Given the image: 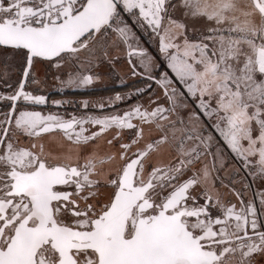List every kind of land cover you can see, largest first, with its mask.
Wrapping results in <instances>:
<instances>
[{
  "label": "snow or ice",
  "instance_id": "6c2138e0",
  "mask_svg": "<svg viewBox=\"0 0 264 264\" xmlns=\"http://www.w3.org/2000/svg\"><path fill=\"white\" fill-rule=\"evenodd\" d=\"M134 25L158 41L168 107L65 118L24 106L46 103L26 90L40 83L35 63L71 64L62 84L89 86L97 77L80 66L93 63L96 45L107 57L109 40L148 74L153 58L133 47ZM0 49L24 60L15 87L12 66L0 65L11 89L0 90V264H264V0H0ZM189 99L176 157L154 164L170 143L159 121L175 114L183 124ZM152 124L160 135L145 141ZM109 130L118 153L85 152ZM124 130L134 132L128 142ZM54 133L66 148L46 145ZM224 150L261 182L252 200L243 195L251 184L233 190L236 202L208 186L202 162L211 155L214 168Z\"/></svg>",
  "mask_w": 264,
  "mask_h": 264
},
{
  "label": "rangeland",
  "instance_id": "374dc122",
  "mask_svg": "<svg viewBox=\"0 0 264 264\" xmlns=\"http://www.w3.org/2000/svg\"><path fill=\"white\" fill-rule=\"evenodd\" d=\"M125 16L127 17L128 14H125ZM129 22H132V18L130 17ZM132 30L135 33L136 37V39L132 41L133 47L145 49L153 58L151 63V71L147 75H151L154 77L157 73V77L161 78L165 72H170V70L167 69L165 66L166 62L164 61V58L160 55L158 51V41L152 35H150V32L145 31V29L141 28L139 25H134ZM94 47L95 55L93 58V63L83 64L80 66V71L82 73L92 74L94 77H97V79L94 80V83L92 85L85 87H69L66 84H62V81H66L68 79L69 72L75 73L77 70L71 64H65L62 67L57 68L53 64H50L48 62H37L34 64L33 67V75L38 81H40V83L38 85L29 83L26 86V90L35 91L38 93H45L48 90L60 92L80 90L83 92L96 91L99 93H105V91L109 87L110 90L108 92L117 94L118 92L123 93V91H120L122 90L121 88L128 87V84L140 81L141 77L136 74H133V63L135 64L136 68L140 69L143 73L144 69L140 66L139 58L135 56L131 58L132 64H128L126 54L127 51L125 45L119 44L118 46H113L112 41L109 40L106 46L107 57H105L104 48L99 45H96ZM112 60H114V62H109ZM5 62L12 66V74L8 78V82L11 83L13 87H15L16 83L21 78L24 60L21 56H13V54H11L10 52H5L4 50L0 49V65H3ZM146 82V85L133 86L130 89H126L125 92L129 91L131 93L130 95H122L120 93V97L122 98L120 100L115 99L117 95H114L115 97L109 100L108 98H105L102 94H99L97 96H90L88 100L85 99L81 101L79 98V106L84 109H96L97 107H100V105H104V107H119L120 105H122L123 107V105L126 106L129 101L137 99L136 103L133 106L139 105L142 108H146L149 110L155 108L157 104L168 107L169 105L164 95V88L161 85H157L155 88L153 87V83H151L152 81ZM176 84L178 87H182L178 85V82H176ZM0 87H2V85H0ZM150 88H152V90H150ZM2 89L8 92L11 91V89L3 87ZM184 102L188 104V108L179 109V113L184 119L183 124L178 122L173 123L177 120V116L175 114L170 116L169 121L159 122L164 124V131L169 135V137L170 134H174L176 137L174 140L172 138H169L170 143L164 145V147H167V151L170 152V155L174 156H176L177 154L173 146L176 145L179 141V138L184 135L186 130L185 128L190 127L187 114L189 111H191L193 107V102L190 99ZM85 104H87V107L84 106ZM152 125L155 128V132L153 136L151 135V133H148L147 138L149 136L157 137L160 135L159 130L156 128V124ZM184 125H186L185 128L183 127ZM178 129L180 130L179 132ZM212 131V129H208V132ZM216 136H218V134H214L213 145H215L216 143ZM109 149H111V147L105 146L103 148V150ZM215 151L216 148L213 147V152ZM230 156L231 154L229 153V151L224 150L223 156L216 157L214 161L217 172L221 173L225 177V179H228V177L235 175L236 173V175H238L239 173V168L235 165V163L232 162ZM209 159L211 161L214 158L213 156L209 155ZM237 164L240 166V163ZM200 166L201 165H197V167ZM253 178L256 183H260L258 179H256L255 177Z\"/></svg>",
  "mask_w": 264,
  "mask_h": 264
},
{
  "label": "flooded vegetation",
  "instance_id": "af4514ba",
  "mask_svg": "<svg viewBox=\"0 0 264 264\" xmlns=\"http://www.w3.org/2000/svg\"><path fill=\"white\" fill-rule=\"evenodd\" d=\"M126 51H128L127 47H126ZM127 54V52H126ZM127 61H128V64L129 63V57L127 55ZM161 69V68H160ZM159 74V73H158ZM136 75L140 76L141 79L140 81H137L135 83H130L128 85H131V84H135V85H146L147 82L146 81H152L151 83H153V87L156 88V86L160 85L157 81L160 79V77L158 78L157 77V73L155 74L154 78L153 79H148V75L147 74H144L140 69H137L136 68ZM0 90L4 91L2 89V87H0ZM97 90V89H96ZM110 89L109 87L107 88V90L105 91V93H99V92H94L92 93V95L90 96H97L99 94H102L105 98H108L109 100H111L112 98H114L115 96L114 95H130L131 93L129 91L125 92L123 91L122 92H118L117 94L116 93H112V92H108ZM150 90H152V88H150ZM30 91V90H28ZM79 91L80 90H76V91H64V92H60V91H52V90H48L46 91L45 93H38V92H35V94H40V95H44L46 97V103L44 105H24L25 107H27L29 110H36V111H41L42 113L44 114H59L65 118L69 117V116H72V115H75L77 117H80V116H87V115H91V116H106V115H112V114H122L123 112L127 111V110H130L131 106H133L135 103H136V100H132V101H129L126 106L123 105H120L119 107H109V106H105L103 108H100V107H97L96 109L95 108H90V109H84L82 107L79 106L80 104V100H85V99H89V95L88 96H79ZM4 92H8V91H4ZM151 92V91H150ZM149 92V93H150ZM121 93V94H120ZM148 95V94H147ZM80 98V100H79ZM139 100V99H138ZM0 110H6L4 108L3 105H0ZM114 130H109L108 132L104 133L103 135H101L95 142L94 144L98 145H102V144H105L107 146H111L108 144V140H105L103 139L104 136L106 135H111L113 136L112 132ZM123 137H124V141L125 142H128L129 138L131 136L134 135V132L132 130H124V132L122 133ZM45 143L46 145H50V144H64L65 145V148L68 146L67 145V142L63 139L62 135H60L59 133H54L50 136H46L45 137ZM94 144H91V145H94ZM114 147H119V144L116 143L114 141ZM231 159H232V162L235 163V165L239 168V173L238 175H232L230 176V178L228 179H225L224 176L221 174V173H218L216 168L214 167V170H215V173H216V176H217V183H216V187L217 188H226V189H229L233 192L234 194V191H242L244 190V186L245 184H251L252 187L251 188H248V190H250L252 193L256 192V184H254V182H252V179H251V176H245V172L244 170H242L240 168V166L237 164L239 163L232 155L230 156ZM83 161L81 160V163ZM212 164H213V159H212ZM106 165V164H105ZM108 191H110L109 189H100L99 190V198L101 200L105 199L106 196H107V193ZM235 195V194H234ZM235 199L237 201V198L235 196Z\"/></svg>",
  "mask_w": 264,
  "mask_h": 264
},
{
  "label": "crops",
  "instance_id": "0c3cea01",
  "mask_svg": "<svg viewBox=\"0 0 264 264\" xmlns=\"http://www.w3.org/2000/svg\"><path fill=\"white\" fill-rule=\"evenodd\" d=\"M133 122L135 123L136 121H133ZM161 122H163V121H161ZM183 127L185 128L186 125H184ZM171 131H173V130H171ZM179 131L180 130L178 129V132ZM154 132H155V128H154L153 125H151L150 127L145 126V141H147V139L149 138V137L147 138L148 133L149 134L151 133V135L153 136ZM112 133H113L112 135H114V131ZM112 137L113 136H111V135L108 134V135L104 136L103 139L106 142L107 139L110 140V139H112ZM168 137H169V135H168ZM169 138H172L174 140L176 137H175L174 134H170V137ZM180 138H179V140H180ZM123 142H125V141H123ZM105 146H107V145H105V144H102V145H100V144H98V145H96V144L91 145L90 144L89 147L87 149H85V152H88V151L90 152L92 149H95L96 152L99 155H101V156L106 155V154L118 153L119 147L117 148V147H114V146L111 145V146H108V147H111V149H109V150H103V148ZM175 157L176 156H174V155H170V152L167 151V147L166 146L165 147L163 146L162 149L158 153H154L151 156V160H152V162L154 164L161 165V164H168L170 161L174 160ZM211 161L209 159V156L207 157V159H205L203 161V163H207L209 165V167L211 168V174H210V176L208 178V186L212 189L213 192H217L218 191L225 200H231L233 202H236L235 195L233 194V192L231 190L226 189V188H217L216 187L217 186L216 183H217V180L218 179H217V176H216V173H215L214 168L211 167L212 166V162ZM117 163H119V160L118 159H117L116 162H113L111 164L104 165V170L107 171L109 169H114ZM215 168H216V166H215ZM228 178H230V177H228ZM251 179H252V182H254V184H256V186H257L256 187V191H258L261 188V182L260 183H258V182L256 183V181L254 180L253 176L251 177ZM243 195H244V199L246 201H248V200H252L253 199L254 193H252L250 190L247 189V190H244L243 191ZM256 202H257V204H259V198L258 197H256Z\"/></svg>",
  "mask_w": 264,
  "mask_h": 264
},
{
  "label": "trees",
  "instance_id": "16d2710c",
  "mask_svg": "<svg viewBox=\"0 0 264 264\" xmlns=\"http://www.w3.org/2000/svg\"><path fill=\"white\" fill-rule=\"evenodd\" d=\"M133 86H138V85H135V84H131V85H129L128 87H125V88H121L122 90H120V91H125L126 89H130L131 87H133ZM92 93H93V91H91V92H83V91H79V96H90V95H92Z\"/></svg>",
  "mask_w": 264,
  "mask_h": 264
},
{
  "label": "water",
  "instance_id": "95a60500",
  "mask_svg": "<svg viewBox=\"0 0 264 264\" xmlns=\"http://www.w3.org/2000/svg\"><path fill=\"white\" fill-rule=\"evenodd\" d=\"M130 64H132V63H130Z\"/></svg>",
  "mask_w": 264,
  "mask_h": 264
}]
</instances>
